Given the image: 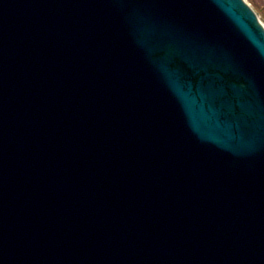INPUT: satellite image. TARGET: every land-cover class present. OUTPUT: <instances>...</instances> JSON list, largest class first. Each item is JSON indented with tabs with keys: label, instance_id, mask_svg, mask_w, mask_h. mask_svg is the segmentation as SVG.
<instances>
[{
	"label": "water",
	"instance_id": "1",
	"mask_svg": "<svg viewBox=\"0 0 264 264\" xmlns=\"http://www.w3.org/2000/svg\"><path fill=\"white\" fill-rule=\"evenodd\" d=\"M262 115L242 0H0V264H264Z\"/></svg>",
	"mask_w": 264,
	"mask_h": 264
}]
</instances>
